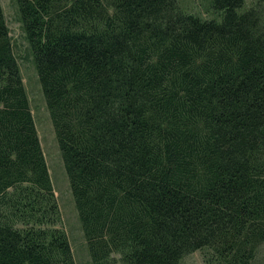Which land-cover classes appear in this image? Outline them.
<instances>
[{
	"label": "trees",
	"instance_id": "16d2710c",
	"mask_svg": "<svg viewBox=\"0 0 264 264\" xmlns=\"http://www.w3.org/2000/svg\"><path fill=\"white\" fill-rule=\"evenodd\" d=\"M12 3L90 264H255L264 0ZM54 187L0 1V264H77Z\"/></svg>",
	"mask_w": 264,
	"mask_h": 264
},
{
	"label": "rangeland",
	"instance_id": "374dc122",
	"mask_svg": "<svg viewBox=\"0 0 264 264\" xmlns=\"http://www.w3.org/2000/svg\"><path fill=\"white\" fill-rule=\"evenodd\" d=\"M5 14L6 22L10 30V36L18 57L23 83L30 99L31 110L36 123L38 136L41 142L44 156L47 161L51 178L54 182L55 195L58 200L62 215V228L66 231L71 243L73 254L77 264H90V258L85 246L77 215L73 206L68 188V180L63 170L57 143L43 105L40 87L37 82L31 57L27 50V44L17 22L16 9L12 0H0ZM251 0H246L247 5ZM191 11L208 16L204 13L200 0H182ZM207 14V15H206ZM179 264H203L201 252L196 251L186 255ZM255 264H264V247L261 248Z\"/></svg>",
	"mask_w": 264,
	"mask_h": 264
}]
</instances>
